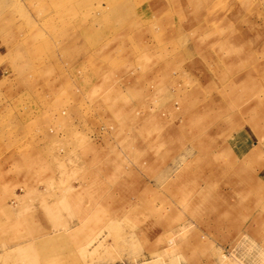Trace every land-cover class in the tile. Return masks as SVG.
<instances>
[{
    "label": "rangeland",
    "instance_id": "obj_1",
    "mask_svg": "<svg viewBox=\"0 0 264 264\" xmlns=\"http://www.w3.org/2000/svg\"><path fill=\"white\" fill-rule=\"evenodd\" d=\"M5 1L0 264H264V0Z\"/></svg>",
    "mask_w": 264,
    "mask_h": 264
},
{
    "label": "bare ground",
    "instance_id": "obj_2",
    "mask_svg": "<svg viewBox=\"0 0 264 264\" xmlns=\"http://www.w3.org/2000/svg\"><path fill=\"white\" fill-rule=\"evenodd\" d=\"M13 1V0H12ZM6 1L5 0H0V11L2 12V11H4V12H2L3 14H5L6 15V8H5V5H4V3H5ZM16 2V1H15ZM17 4V3H16ZM13 5V4H12ZM9 9V8H8ZM10 10L11 9H9L8 10V12H10ZM12 10H14L13 8H12ZM11 10V11H12ZM52 10V9H51ZM55 11V10H54ZM0 12V13H1ZM62 12H63V14H66L67 13V10H62ZM11 13V12H10ZM77 19V18H76ZM86 22V21H85ZM200 136V135H199ZM11 225H13V224H10V226ZM13 227V226H12ZM7 228V227H6ZM45 229V228H44ZM55 230V229H54ZM3 231V230H2Z\"/></svg>",
    "mask_w": 264,
    "mask_h": 264
}]
</instances>
